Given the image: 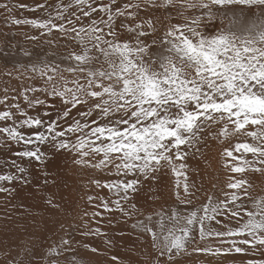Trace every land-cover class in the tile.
I'll return each mask as SVG.
<instances>
[{
  "label": "snow or ice",
  "instance_id": "obj_1",
  "mask_svg": "<svg viewBox=\"0 0 264 264\" xmlns=\"http://www.w3.org/2000/svg\"><path fill=\"white\" fill-rule=\"evenodd\" d=\"M17 7L28 5L0 0L6 27L29 26L38 35L26 39L48 37L44 43L53 49L60 47L54 33L78 47L35 57L22 50L28 62L4 73L21 87L0 95V147L11 152L0 170V193L11 197L13 185L31 183L18 160L46 166L66 152L74 164L106 174L90 181L110 194L87 197L102 209L91 216L116 211L136 218L131 226L146 246L144 264H184L193 252L251 255L256 258L245 264H264V195L253 197L245 176L264 174V0H58L44 18H17ZM50 99L60 102L54 118L31 114ZM209 136L230 143L222 153L231 173L227 190L188 207L198 189L187 160ZM168 171L176 177L178 203L138 207L133 196L143 181ZM83 235L107 236L98 227ZM104 243L110 249L114 242ZM74 245L66 235L42 256L27 247L0 249V264H85Z\"/></svg>",
  "mask_w": 264,
  "mask_h": 264
},
{
  "label": "rangeland",
  "instance_id": "obj_2",
  "mask_svg": "<svg viewBox=\"0 0 264 264\" xmlns=\"http://www.w3.org/2000/svg\"><path fill=\"white\" fill-rule=\"evenodd\" d=\"M10 2L17 5H28V8H16L14 15L17 18H44L58 0H10ZM122 2L123 0H117L118 4ZM38 4H45L46 7L36 11L28 10L35 8ZM147 14L143 11L140 13L141 16ZM94 15H99V13ZM153 15L161 19L164 18L160 11H155ZM26 35H38V32L29 26L6 27L3 18L0 17V95H3L5 87L17 90L21 87V81L9 78L4 73L14 70L18 63L26 64L28 62L27 58L23 56L22 50L33 52L35 57L50 51L64 52L65 45L78 47L74 44L70 45L68 41L60 37L59 33H54L51 37L56 39L60 46L59 49H53L44 43L48 37H42L39 41H31L25 38ZM5 52L7 55H4ZM53 58L49 57V59ZM61 63L65 62L61 61ZM17 74L14 72V76ZM27 83H31V81L25 80L24 84ZM16 94L10 91V95ZM20 102L23 106L22 98ZM59 103L58 99H50L49 106L33 110L31 114L43 115L44 112H50L54 118ZM199 147L200 151L187 160L190 166L189 180L195 182L196 189H198L196 192L198 199L194 198L193 205L188 207L199 206L206 202L208 194L220 197L222 191L227 190L226 183L228 176L231 175L224 167L225 158L222 156L224 149L230 147L229 141L221 142L209 136ZM10 156L11 152L8 148L0 147V170L5 168L3 162L7 161ZM249 158H251L250 154ZM73 159L71 154L62 152L53 155L46 166L37 165L35 162L29 163L27 160H18V163H22L28 168L31 183L13 185L16 192L11 197L6 193H0V249L12 250L15 253L27 247L38 251L42 256L49 246L57 243L60 237L67 235L75 241L74 247H76L77 255L85 264H117V261L112 260L111 256H116L121 264H144L142 250L146 246L137 238L140 234L131 226L136 218L129 220L122 217L119 212L113 211L104 213L103 217L93 219L91 213L102 211V209L94 207V204L99 203L98 201L89 203L87 197L97 194L108 197L110 194L107 190L96 189L90 184V181L93 179L103 181L107 176L95 169L76 165L73 163ZM44 171L48 172L47 177L44 176ZM245 176L252 184L250 189L252 196L264 195V174L249 171L245 173ZM45 179H47V183H45ZM175 181L176 177L171 171H168L167 174H160L156 181L145 180L140 191L133 196V202L144 211H150L162 205H176L178 202L174 195ZM214 185L215 187H213ZM49 199L58 207L51 206L48 203ZM66 199L69 200V203ZM180 207L185 206L181 205ZM40 215L43 217L39 219ZM97 227L107 236L83 235L89 229ZM105 239L114 242L110 249L104 243ZM85 244L95 246L106 254L101 256L91 253L83 247ZM148 251L150 252L151 249L148 248ZM90 255H93L94 258L89 259ZM250 258L256 257L232 253L228 256L213 258L193 252L184 258V264H245V261ZM41 264H43L42 260Z\"/></svg>",
  "mask_w": 264,
  "mask_h": 264
},
{
  "label": "bare ground",
  "instance_id": "obj_3",
  "mask_svg": "<svg viewBox=\"0 0 264 264\" xmlns=\"http://www.w3.org/2000/svg\"><path fill=\"white\" fill-rule=\"evenodd\" d=\"M23 14V13H22ZM214 145V144H213ZM167 184V183H166ZM77 185V184H76ZM57 189H59V188H57ZM59 191V190H58ZM57 192V191H56ZM77 192V191H76ZM78 194V193H77ZM76 195V194H75ZM77 197V196H76ZM72 198H73V196H72ZM68 199H66V201H67ZM79 200V199H78ZM62 201V200H61ZM70 201H71V199H70ZM80 201V200H79ZM68 203H69V200H68ZM36 204V203H35ZM52 206V205H51ZM82 206V205H81ZM83 206H85V205H83ZM148 206V205H147ZM76 207H77V205H76ZM87 207V206H86ZM92 209V208H91ZM72 210V209H71ZM83 210V209H82ZM70 211V210H69ZM94 211V210H93ZM51 212V211H50ZM73 212V211H72ZM83 213V212H82ZM37 217H39V216H37ZM43 216H41L40 215V217H39V219L40 218H42ZM37 219V218H36ZM42 220V219H41ZM58 220V219H57ZM106 222V221H105ZM25 238V237H24ZM54 242H56V241H54ZM139 243V242H138ZM137 248V247H136ZM135 248V249H136ZM134 249V248H133ZM124 251V250H123ZM134 251H136V250H134ZM94 258V256L93 255H90L89 256V259H93Z\"/></svg>",
  "mask_w": 264,
  "mask_h": 264
}]
</instances>
